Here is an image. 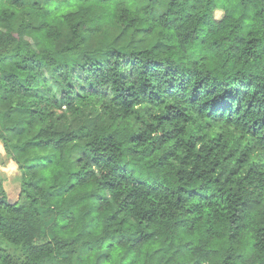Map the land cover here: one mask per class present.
Masks as SVG:
<instances>
[{
  "label": "clouds",
  "instance_id": "1",
  "mask_svg": "<svg viewBox=\"0 0 264 264\" xmlns=\"http://www.w3.org/2000/svg\"><path fill=\"white\" fill-rule=\"evenodd\" d=\"M148 3L149 0H107L103 3L100 0H73L70 6L57 7L53 0L52 3L41 2L38 7L25 5L18 8L10 0H0V49L15 56L11 62L0 63V69L15 73L22 80L31 79V89H44L48 93V100H45L19 89L4 92L0 97V133L9 136L10 144L21 149V160L36 152H57L56 162L28 173V179L35 187L28 188L18 202L19 212L0 208V216L7 223L15 225L27 220L33 229L31 235H20L9 228L0 229V264H97L103 254L108 258L101 264H264V168L248 175V168L254 161H264V149L257 147L231 185H225L224 195L235 193L231 201L218 193L211 206L194 199L178 202L177 195L173 194L178 185L194 189L201 183L195 176L189 181L192 161L181 163L186 154L184 147L176 149V156L171 157L165 167L157 168L152 166L174 140L155 145L149 140L140 145L139 150L145 153L142 159L131 152L138 146L128 142L129 136L144 126L134 117L139 114L146 123L155 124L152 117L164 112L165 105L153 106L140 101L133 103L126 113L114 103L119 98L121 86L129 94L142 84L163 88L165 73L148 76L150 70L145 65V74L139 75L114 64L111 58L103 59L108 54L122 56L134 52L155 56L153 63L157 66L163 60H171L186 69H197L222 79L245 73L264 77V53L248 56L229 50L237 35L264 41V0H221L223 7L217 11V19L225 12L228 19L203 45L198 41L182 43L175 26L166 27L160 20L146 19ZM167 7L165 3L161 11ZM122 15L126 18L121 19ZM133 17L136 22L129 24ZM147 25H152L154 31L142 39L143 33L137 30ZM14 32H22L21 38L9 39ZM162 37H169L171 48L155 46ZM222 37H227L223 48L209 52L208 43ZM24 56H34L45 64L50 61L63 63L73 72L82 59L94 58L96 64H108L110 67L104 79L97 84L88 83L83 74L79 77L84 81L80 84L81 91L102 86L103 94L57 108L48 101L60 93L64 81L49 72L18 67ZM0 85L11 88L3 80ZM173 102L166 99L165 104ZM33 108L39 110L35 117L26 111ZM195 119L199 120V117ZM187 127L189 133L195 131L194 124ZM42 130L49 133L78 131L81 138L73 139L62 150L61 157L60 151L51 147L36 149L29 145V141L39 138ZM162 131L163 128H157L152 132V139L159 137ZM112 133H115V142L108 145L105 140ZM241 136V150L256 142L250 134L237 129L234 138ZM201 143L203 141L196 142L197 148ZM76 149L82 151L72 154ZM102 150L115 153L122 162L131 161L137 175L142 171L159 174L168 185L167 197L163 192L149 194L138 199L136 204H132L130 198L129 207L120 210L115 221H107V216L117 212L133 186L126 183L113 191H105L102 181L109 178V168L95 162V155ZM181 168L184 169L180 174L183 179L177 175ZM77 174H87V178L78 183ZM61 185L67 190L55 194ZM216 187L214 185L212 191H216ZM98 192L104 193L106 202L101 203L91 195ZM240 200L249 201L252 206L241 209ZM197 203L202 205L200 210H196ZM150 207L156 211L153 222L148 228L144 224L139 227L155 235L136 246L131 240L120 242L121 232L139 235L136 231L139 217L135 213ZM65 208L73 209L76 219L69 227L61 228L67 221L54 213ZM234 214L243 217L237 221L244 225L238 230L232 224ZM122 218H126L124 223H120ZM181 218L187 219L191 227H173L174 221ZM94 219L96 225L86 228ZM210 226L212 231L206 232ZM36 237L47 246L33 253L29 247L36 242ZM109 243L111 248L107 246Z\"/></svg>",
  "mask_w": 264,
  "mask_h": 264
},
{
  "label": "trees",
  "instance_id": "2",
  "mask_svg": "<svg viewBox=\"0 0 264 264\" xmlns=\"http://www.w3.org/2000/svg\"><path fill=\"white\" fill-rule=\"evenodd\" d=\"M10 2L19 8L25 5L38 7L41 2L52 3L53 0H10ZM72 2L73 0H55L57 7L70 6ZM100 2H107V0H100ZM165 3H167L168 7L161 11ZM221 7H223L221 0H149L148 5H146V19L152 21L160 20L166 27L175 26L177 34L181 36L182 43L198 41L203 45L208 42L209 37L213 33L219 31L224 26V22L228 19L227 12L220 19H217L215 12ZM180 13L183 14L181 15ZM125 18L126 16H121V19ZM135 22L136 18L133 17L129 21V24ZM137 31L143 33L142 39H144L154 29L152 25H147ZM21 36L22 32H14L10 34L9 39H20ZM168 39L169 37L158 38L155 46L160 49L171 48L172 45L168 43ZM226 39L227 37H222L212 40L208 43V51L218 52L223 48ZM241 45H243V49H241ZM229 50L233 53L240 52L241 55L258 56L260 53H264V41L255 37L249 39L248 37L237 35L233 37ZM16 55H19V53ZM109 58L119 67L131 70L133 73L139 75L145 74L143 72L145 65L150 70L146 74L148 76L165 73L163 88L153 87L150 84L147 86L142 84L139 89L129 94L121 86L119 98L114 100V103L126 113L133 103L140 101L153 106L165 105L164 112L152 117L156 121L155 124L146 123L139 114L134 117L136 121H139L144 126L138 132H134L129 136L128 142L138 146L131 149V152L142 159L145 153L139 150L140 145L146 144L149 140H152L154 145L174 140L175 142L167 151L160 155L159 159L152 166L163 168L171 157L176 156V149L183 146L186 154L181 163L186 164L190 159L192 161L189 181L195 176V179L201 181V183L194 189L178 185L176 192L173 194L177 195L178 202L194 199L198 202L203 201L205 206H211L218 193L224 195L225 185H231L236 174L251 159V153L257 147L264 149V77L255 73H245L238 74L230 79H222L211 73H201L197 69H186L171 60H163L160 66H157L153 63L156 59L155 56H141L134 52L126 53L122 56L108 54L103 57L105 60ZM93 59H82L77 62L75 72L63 63L57 64L50 61L45 64L34 56L22 57L17 66L41 73L49 72L55 78L63 80L64 88L56 97L48 101L59 108L63 105H74L77 100L91 95L103 94L100 90L102 86L93 87L90 90L85 88L83 91L80 89V84L84 83L79 78L80 74L88 78V83L97 84L98 81L104 79L110 67L108 64H96L93 62ZM13 60H15V56L7 54L5 49H0V63L11 62ZM81 64H83V67L80 66ZM0 80L6 81L11 85V88H3L0 85V89H2L0 97H3L4 92L19 89L29 95L48 100L46 90L30 88L31 79L22 80L15 73H5L0 69ZM166 99H171L174 102L165 104ZM26 111L33 117L39 114V110L35 108L26 109ZM195 117H199V120H196ZM93 124H95V121H93ZM191 124L195 125V131L189 133L187 126H191ZM157 128H163V131L159 137L152 139V132L156 131ZM237 129L250 134L255 138L256 142L241 150L240 141L243 137L234 138ZM11 131L14 132L15 129ZM20 131H23V129H20ZM186 137L190 138L186 139ZM206 137L207 139H205ZM79 138L81 137L78 131L64 133L52 131L49 133L47 130H42L38 139H34L28 143L36 149L48 147L56 149L60 151L62 157V150L68 147L73 139ZM9 141V136L0 133V143L4 153L17 165L20 172L21 184L18 198L11 202L8 201L6 194L2 191L0 182V208L19 212L20 208L17 207L18 202L27 193L28 188L35 187V183L28 179V173L56 162L57 152L52 151L46 154L36 152L27 159L21 160V149L16 145H11ZM200 141H203V143L197 148L196 142ZM114 142L115 133L109 134L105 143L112 145ZM81 151V149H76L72 154L75 155L76 152ZM95 162L98 166L109 168V178L102 181V187L105 191H113L126 183H130L133 186V190L125 197L117 212L107 216L106 219L109 222L115 221L120 210L129 207L130 198L131 203L136 204L138 199L149 194L159 195L163 192L167 197L169 191L168 185L160 179L159 174L150 175L142 171L137 175L135 168L131 166V161L122 162L115 153L104 150L95 155ZM261 168H264V161H254L248 168V175H253ZM183 171V168L177 171L180 179H183V176L180 175ZM86 178L87 174L83 176L77 174L78 183L83 182ZM247 178L246 176L245 179ZM214 185L217 186L216 191H212ZM66 190V187L61 185L55 194L59 195ZM91 195L101 203L107 200L103 192L92 193ZM233 195L235 193L228 192L227 195H224V199L231 201ZM239 202L241 209L252 206L246 200H240ZM195 207L196 210H200L202 205L197 203ZM54 214L58 215L61 220L67 221L66 224L61 225V228L69 227L76 219L74 210L71 208L59 210ZM135 215L139 217L136 229L139 235H128L127 232H121L118 238L120 242L131 240L133 246L141 244L155 235L154 232H148L140 228L139 224H144L145 228L150 227L156 216V211L150 207L142 212H136ZM124 219L126 218H122L120 223H124ZM242 219L243 217L235 216L234 214L232 224L236 226L237 230L244 226L237 222ZM96 223L97 221L94 219L85 227H94ZM184 226L191 227V224L185 218L176 220L173 223V227ZM2 228H9L20 235H31L33 231L30 228V222L27 220L12 225L7 223L3 216H0V229ZM205 231L211 232V226L205 229ZM233 235H235V232ZM46 246L47 243L42 242L40 237H36V242L30 244L29 251L36 253ZM107 246L111 248L112 244L109 243ZM107 258V254L101 255L97 260V264H101Z\"/></svg>",
  "mask_w": 264,
  "mask_h": 264
},
{
  "label": "rangeland",
  "instance_id": "3",
  "mask_svg": "<svg viewBox=\"0 0 264 264\" xmlns=\"http://www.w3.org/2000/svg\"><path fill=\"white\" fill-rule=\"evenodd\" d=\"M217 11L215 12V15L217 14ZM0 182H1L2 191L6 194L8 201L11 202L15 201L19 196V187L21 184L20 172L15 162L10 160V158L4 153L1 143H0Z\"/></svg>",
  "mask_w": 264,
  "mask_h": 264
}]
</instances>
